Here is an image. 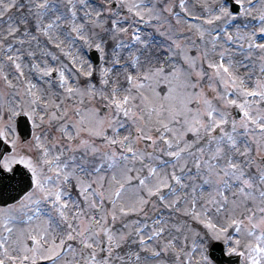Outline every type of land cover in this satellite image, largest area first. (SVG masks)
Instances as JSON below:
<instances>
[{
  "label": "snow or ice",
  "instance_id": "6c2138e0",
  "mask_svg": "<svg viewBox=\"0 0 264 264\" xmlns=\"http://www.w3.org/2000/svg\"><path fill=\"white\" fill-rule=\"evenodd\" d=\"M0 264H264V0H0Z\"/></svg>",
  "mask_w": 264,
  "mask_h": 264
}]
</instances>
